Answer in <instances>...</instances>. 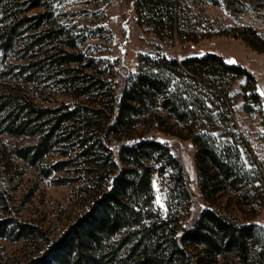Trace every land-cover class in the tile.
Segmentation results:
<instances>
[{"label":"trees","instance_id":"16d2710c","mask_svg":"<svg viewBox=\"0 0 264 264\" xmlns=\"http://www.w3.org/2000/svg\"><path fill=\"white\" fill-rule=\"evenodd\" d=\"M28 1L29 10H34L43 7L45 0ZM182 6L181 0H128L127 14H136L139 23L151 27L161 40L197 42L185 26L188 21ZM45 16L24 17L6 29L5 36L11 38L26 21L37 19L39 26ZM237 37L264 54V39L257 30L244 29ZM61 57L60 65L82 62L72 53ZM129 77L109 112L80 106L61 112L38 108L26 97L0 98V113L5 114L0 128L34 139V143L11 148L18 158L36 167L61 141L80 139L84 148L80 157L86 159L98 184L87 209L28 264H220L223 258L233 259L227 264H264V225L257 222L264 209V159L257 160L237 130L229 96L234 81L245 77L243 89L250 93L245 99L262 105L255 77L240 64L209 52L182 61L141 55L137 74ZM187 79L199 83L192 86ZM150 105L182 124L179 136L196 147L199 186L208 207L189 222L184 213H189L195 194L180 157L152 135L110 139L133 126L138 117L151 115ZM66 123L73 128L60 141L56 132ZM261 140L264 145V132ZM68 165L64 160L54 169ZM156 173L167 180V219L154 220ZM232 202L239 206L241 216L234 213ZM34 234L42 232L15 218L0 219V237L21 239ZM112 239L116 242L109 244Z\"/></svg>","mask_w":264,"mask_h":264},{"label":"rangeland","instance_id":"374dc122","mask_svg":"<svg viewBox=\"0 0 264 264\" xmlns=\"http://www.w3.org/2000/svg\"><path fill=\"white\" fill-rule=\"evenodd\" d=\"M127 3L128 0H45L40 9L29 10L28 0H0V98L26 97L38 108L61 112L78 106L90 110L107 108L109 112L124 80L137 74L141 55L152 60L166 56L182 61L216 53L228 63L235 59L257 81L263 104L245 99V94H250L243 89L246 78L239 77L229 92L230 108L237 130L249 142L253 155L257 160L264 159V54L237 37L242 30L253 28L264 39V0H181L188 21L185 26L197 38L194 43H183L177 38L161 40L151 27L139 23L136 14H127ZM39 14H47L41 25L37 26V19L26 21L11 38L5 36L14 22ZM64 52L79 55L82 62L60 65ZM117 59H124V63ZM187 82L192 86L199 83L191 79ZM150 108L154 118L140 116L133 126L125 127L124 133L110 139L115 142L119 137L152 135L180 157L195 194L189 213H184L189 222L208 207L199 186L196 147L191 140L179 136L183 125L167 111L151 105ZM3 116L0 113V121ZM157 117L161 118L158 122ZM71 125L66 123L56 132L58 140L68 137ZM79 140L61 141L35 167L11 149L34 143V139L14 136L0 128V219L15 218L42 232L21 239L0 237V264H28L40 257L87 209L98 184L96 176L88 171L86 159L80 157L84 148ZM64 160L70 165L54 169ZM166 181L157 173L153 177L157 213L154 220L169 216ZM234 203V213L241 216ZM257 222L264 225V209ZM115 242L112 239L109 244ZM228 260L233 261L223 258L220 264H227Z\"/></svg>","mask_w":264,"mask_h":264},{"label":"built area","instance_id":"2783aa9c","mask_svg":"<svg viewBox=\"0 0 264 264\" xmlns=\"http://www.w3.org/2000/svg\"><path fill=\"white\" fill-rule=\"evenodd\" d=\"M152 203H153L154 207H156V200H153Z\"/></svg>","mask_w":264,"mask_h":264},{"label":"water","instance_id":"95a60500","mask_svg":"<svg viewBox=\"0 0 264 264\" xmlns=\"http://www.w3.org/2000/svg\"><path fill=\"white\" fill-rule=\"evenodd\" d=\"M231 62H232V63H236V60H235V59H231Z\"/></svg>","mask_w":264,"mask_h":264},{"label":"snow or ice","instance_id":"6c2138e0","mask_svg":"<svg viewBox=\"0 0 264 264\" xmlns=\"http://www.w3.org/2000/svg\"><path fill=\"white\" fill-rule=\"evenodd\" d=\"M159 202V201H158Z\"/></svg>","mask_w":264,"mask_h":264}]
</instances>
